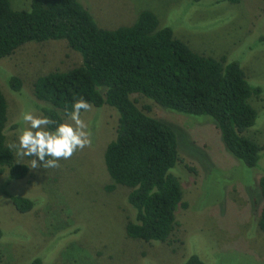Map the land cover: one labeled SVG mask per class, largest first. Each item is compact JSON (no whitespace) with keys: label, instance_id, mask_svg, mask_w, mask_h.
I'll return each instance as SVG.
<instances>
[{"label":"rangeland","instance_id":"obj_1","mask_svg":"<svg viewBox=\"0 0 264 264\" xmlns=\"http://www.w3.org/2000/svg\"><path fill=\"white\" fill-rule=\"evenodd\" d=\"M16 11L29 10L30 0H9ZM97 25L112 30L131 25L144 10L153 12L159 27H170L176 38L197 53L237 61L248 83L262 90L252 96L255 124L245 133L260 146L257 165L249 168L226 149L215 122L205 115H185L138 95L137 105L171 125L177 136L179 161L171 169L180 181L183 202L175 213V229L167 242L128 238L125 223L135 210L130 189L110 185L103 161L106 145L115 138L118 114L103 105L81 112L92 143L78 149L57 168L31 169V158L18 157L11 145L23 126L22 113L48 104L33 95V82L51 71L81 63L79 53L64 40L28 42L0 59V90L7 104L5 143L28 174L10 179L0 173V262L32 264H181L197 255L204 264H264V234L258 227L264 199L258 181L264 176V0L237 4L216 0H78ZM21 79L12 91L7 80ZM64 120L67 116H63ZM34 202L19 212L9 197Z\"/></svg>","mask_w":264,"mask_h":264},{"label":"trees","instance_id":"obj_2","mask_svg":"<svg viewBox=\"0 0 264 264\" xmlns=\"http://www.w3.org/2000/svg\"><path fill=\"white\" fill-rule=\"evenodd\" d=\"M48 40H64L79 53L81 63L34 80L33 95L48 104L41 113L64 120L73 101L83 97L93 107L106 104L118 114L116 135L106 145L103 161L112 182L106 190L117 185L130 189L127 201L135 214L125 223L128 238L167 242L175 229L177 209L186 207L180 181L170 172L179 161L176 133L138 107L133 96L181 114L208 116L228 152L249 168L257 165L262 146L244 133L257 118L250 99L262 90L248 83L237 61L194 52L170 27H159L157 16L148 10L141 11L131 25L108 30L99 27L78 0H30V9L20 11L12 9L9 0H0V59L25 43ZM259 40L264 41V35ZM21 83L17 76L7 80L14 92L20 91ZM6 122L7 104L0 90V173L7 169L10 179H23L29 168L16 162L6 145ZM258 185L264 199V176ZM4 194L19 212L34 205L29 198ZM258 227L264 234V205ZM32 264H41V259ZM181 264L204 262L191 255Z\"/></svg>","mask_w":264,"mask_h":264},{"label":"clouds","instance_id":"obj_3","mask_svg":"<svg viewBox=\"0 0 264 264\" xmlns=\"http://www.w3.org/2000/svg\"><path fill=\"white\" fill-rule=\"evenodd\" d=\"M92 105L83 97L75 99L66 120L33 111L22 113L23 126L11 145L18 157L31 158V169L57 168L61 159L68 160L78 149L90 146L92 132L81 118Z\"/></svg>","mask_w":264,"mask_h":264}]
</instances>
